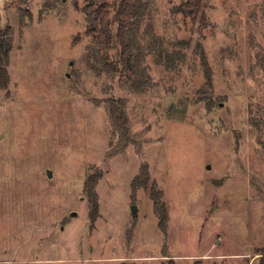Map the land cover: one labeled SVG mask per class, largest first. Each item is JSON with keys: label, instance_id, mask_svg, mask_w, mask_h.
Here are the masks:
<instances>
[{"label": "rangeland", "instance_id": "obj_1", "mask_svg": "<svg viewBox=\"0 0 264 264\" xmlns=\"http://www.w3.org/2000/svg\"><path fill=\"white\" fill-rule=\"evenodd\" d=\"M146 1L164 49L185 56L168 69L148 55L134 92L87 64L85 0H0V264H262L264 0H204L205 27L186 0ZM141 164L148 187L132 192Z\"/></svg>", "mask_w": 264, "mask_h": 264}, {"label": "trees", "instance_id": "obj_2", "mask_svg": "<svg viewBox=\"0 0 264 264\" xmlns=\"http://www.w3.org/2000/svg\"><path fill=\"white\" fill-rule=\"evenodd\" d=\"M203 2L204 0H186L181 3V8L186 16L192 14L199 19V25L205 27L208 20L202 9ZM147 11L146 0H85V5L82 7L87 22L86 33L92 37V41L87 46V64L95 71H108L111 77L118 73V78L134 92L141 90L147 82L144 60L148 55L153 62L163 64L168 69L176 67V61L182 60L185 56L181 50L170 53L164 49L162 38L154 31L149 16L147 17L149 14ZM3 33L4 31L0 35L2 85L7 78L5 65L11 50V36L4 34L3 37ZM180 43L187 45V42L180 41ZM194 49L203 67L205 78L210 81V67L204 49L199 43ZM110 50L116 51L114 58L111 57ZM109 115L112 123L118 127L123 140H128V117L124 112L123 98L109 99ZM96 179L97 177L90 175L84 181L88 199L95 210L98 206L94 192ZM148 179V165L141 164L139 172L131 180L132 192L142 187L147 188ZM149 196L153 200L154 212L159 219L158 225L165 229L166 208L161 198V190L156 187L155 182L149 188ZM259 251L264 255V244Z\"/></svg>", "mask_w": 264, "mask_h": 264}]
</instances>
